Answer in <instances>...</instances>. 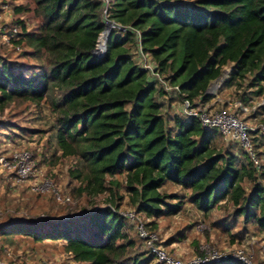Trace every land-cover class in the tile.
Listing matches in <instances>:
<instances>
[{
	"label": "trees",
	"instance_id": "1",
	"mask_svg": "<svg viewBox=\"0 0 264 264\" xmlns=\"http://www.w3.org/2000/svg\"><path fill=\"white\" fill-rule=\"evenodd\" d=\"M16 13L38 20L32 31L17 21L18 44L46 66L29 76L0 60V113L46 105L60 158L76 162L68 171L75 194L107 204L63 221L0 223V240L63 241L72 264H161L130 234L124 202L155 232L190 203L204 219L224 209L212 227L238 229L233 241L251 225L264 233V152L253 144L256 164L244 147L236 152L238 144L182 117L181 103L173 113V100L209 106L220 79L221 92L234 89L238 112L264 98V0H115L109 19L126 30H112L102 56L93 53L106 27L102 1L29 0ZM156 74L179 92L166 91ZM257 108L264 112V103Z\"/></svg>",
	"mask_w": 264,
	"mask_h": 264
},
{
	"label": "rangeland",
	"instance_id": "2",
	"mask_svg": "<svg viewBox=\"0 0 264 264\" xmlns=\"http://www.w3.org/2000/svg\"><path fill=\"white\" fill-rule=\"evenodd\" d=\"M28 3L29 0H0V60L14 63L18 70L22 69L30 76L36 72L41 74L46 66L45 62L27 55L29 47L18 42L9 45L5 38V34L17 25L18 20L25 21L30 31L38 27L39 22L33 14L16 13V8ZM219 88L220 85L210 93L215 95L216 99L208 107L214 105L211 109L237 112L250 128L252 145H256L258 152H264V112L257 108L264 103V98L253 97L250 107L243 109L242 113L236 110L238 103L234 97V89L221 92ZM165 101L169 102L168 99ZM180 103L179 100H173V113H176ZM55 124V116L46 105L36 107L33 104H12L4 113H0L2 156L9 157L15 152L23 151L31 153L42 171L43 178L56 185L64 199L57 201L52 192H33L29 183L19 182L13 172L3 170L0 166V223L16 220L36 223L47 220L63 221L85 214V208L91 210L93 206L107 204L105 196L98 197L93 201L94 204H88L75 194L78 183L70 181L68 171L76 162L73 159L60 158ZM217 142L219 146L225 147L227 144L221 137H218ZM234 147L236 152L240 150V145ZM167 189L172 193L180 192V189L173 185H168ZM67 197L71 199L70 202L65 200ZM121 210L123 214L131 211L126 202ZM224 216L225 210L218 208L210 219H204L203 214L188 203L181 214L159 220L156 233L169 255L186 263L214 250L230 254L234 250H242L254 264H264V233L251 225L247 234H242L241 238L237 237V240L233 241L231 234L236 233L238 229L226 233L223 229L214 230L212 227L213 222L221 220ZM139 218L144 223L151 221ZM137 223H128L129 232L135 238L138 235ZM202 224L203 228H199ZM171 238L178 241L167 245ZM64 245L63 241L47 240L36 243L21 235L15 236L13 240H0V264H72L71 256L66 253Z\"/></svg>",
	"mask_w": 264,
	"mask_h": 264
},
{
	"label": "built area",
	"instance_id": "3",
	"mask_svg": "<svg viewBox=\"0 0 264 264\" xmlns=\"http://www.w3.org/2000/svg\"><path fill=\"white\" fill-rule=\"evenodd\" d=\"M103 2V16L106 21L114 22L109 19L112 4L115 0H100ZM115 23V22H114ZM116 24V23H115ZM121 26L114 25L112 30L122 31ZM124 30H126L124 28ZM21 33L20 26L16 25L8 30L5 34L7 44H15L19 42ZM138 40L140 42V33L136 31ZM142 64L145 69L153 71V67L149 58L142 54ZM158 80L161 85L168 92H179L178 87L170 86L158 74ZM245 109V108H244ZM179 114L187 119H198L202 126L208 130H215L220 133L227 141L238 144L245 148V150L254 158L256 164H259L254 155V148L250 138V128L248 124L239 117L237 112H229L223 110H214L210 107H195L188 99L181 102ZM0 166L3 170L13 172L14 176L19 182L29 183L33 192L42 194L52 192L57 200L64 201L59 188L54 185L50 180L43 178L42 171L38 167L33 155L29 152H15L12 156H2L0 153ZM70 201V198H65ZM130 222L137 223V233L139 238L142 239L144 247L152 253L156 261L161 264H218L224 261L235 260L242 264H254L249 257H247L242 250H234L231 254L228 252L211 251L202 254L193 259L191 262L186 263L180 259H176L169 255L165 247L160 243L159 235L151 231L150 228L144 223L134 211H129L123 214ZM1 216V212H0ZM203 228V224L199 225ZM1 263V260H0Z\"/></svg>",
	"mask_w": 264,
	"mask_h": 264
},
{
	"label": "water",
	"instance_id": "4",
	"mask_svg": "<svg viewBox=\"0 0 264 264\" xmlns=\"http://www.w3.org/2000/svg\"><path fill=\"white\" fill-rule=\"evenodd\" d=\"M114 25H116L114 22L106 23L105 30L100 35L99 40H98V45L93 52L95 55L102 56L106 52L107 41L110 38L112 27ZM122 31H124V28H122ZM221 81L222 79L218 80L216 84H213L212 87L208 90V93H211L214 89H216L220 85Z\"/></svg>",
	"mask_w": 264,
	"mask_h": 264
}]
</instances>
